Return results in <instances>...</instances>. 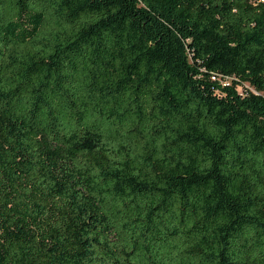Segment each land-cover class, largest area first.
<instances>
[{
  "label": "trees",
  "instance_id": "16d2710c",
  "mask_svg": "<svg viewBox=\"0 0 264 264\" xmlns=\"http://www.w3.org/2000/svg\"><path fill=\"white\" fill-rule=\"evenodd\" d=\"M0 264H264V0H0Z\"/></svg>",
  "mask_w": 264,
  "mask_h": 264
},
{
  "label": "rangeland",
  "instance_id": "374dc122",
  "mask_svg": "<svg viewBox=\"0 0 264 264\" xmlns=\"http://www.w3.org/2000/svg\"><path fill=\"white\" fill-rule=\"evenodd\" d=\"M224 82L226 85H229L231 83V79L226 78ZM236 88L240 93H245L246 91H255L254 88L251 87L248 83L237 84Z\"/></svg>",
  "mask_w": 264,
  "mask_h": 264
},
{
  "label": "built area",
  "instance_id": "2783aa9c",
  "mask_svg": "<svg viewBox=\"0 0 264 264\" xmlns=\"http://www.w3.org/2000/svg\"><path fill=\"white\" fill-rule=\"evenodd\" d=\"M211 79H218L223 85H226L225 84V80H226V78H221V76L220 75H215V74H213L212 76H211Z\"/></svg>",
  "mask_w": 264,
  "mask_h": 264
}]
</instances>
